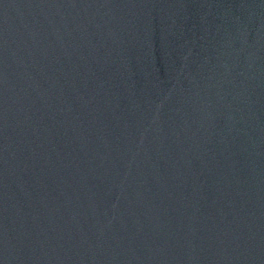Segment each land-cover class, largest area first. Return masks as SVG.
I'll list each match as a JSON object with an SVG mask.
<instances>
[{"label": "water", "instance_id": "1", "mask_svg": "<svg viewBox=\"0 0 264 264\" xmlns=\"http://www.w3.org/2000/svg\"><path fill=\"white\" fill-rule=\"evenodd\" d=\"M0 264H264V0H0Z\"/></svg>", "mask_w": 264, "mask_h": 264}]
</instances>
